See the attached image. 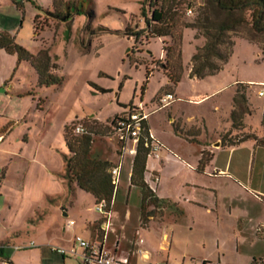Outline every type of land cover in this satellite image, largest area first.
Instances as JSON below:
<instances>
[{"label":"rangeland","instance_id":"obj_1","mask_svg":"<svg viewBox=\"0 0 264 264\" xmlns=\"http://www.w3.org/2000/svg\"><path fill=\"white\" fill-rule=\"evenodd\" d=\"M14 1L22 0H0V32L11 34L18 45L34 56L47 51L51 62L59 66L54 74L63 78L60 86L38 87L39 76L31 62L19 64L17 55L0 52V82L8 75L7 81H14L15 91L21 94V98L14 96L9 100L0 88V105L10 103L7 112L13 114L16 121L14 131L0 150V195L10 204L4 206L0 219V244L15 250L21 248L16 254L22 260L27 259L30 252L19 250L28 249L32 242L35 248H44L45 243H50L47 248L70 250L78 235L85 236L91 245L96 240L84 233L87 221L99 214L94 198L81 192L71 196V186L64 178L66 158L71 156L64 139L66 127L72 133L73 124L79 122L105 126L132 103L142 106L150 117L151 133L163 147L161 160L148 158L149 169L155 167L160 172L167 166L163 183L166 191L174 188L172 179L179 184L188 179V164L197 165L195 157L200 156L201 149L219 143L218 137L229 128L225 120L229 118L231 97L239 83L261 86L247 89L253 114L244 117L242 130H236L238 135H233L232 140L259 128L264 101V97H259L264 91V37H254L247 27L231 34L232 53L221 70L200 79L190 77L191 61L205 39L192 28H185L178 70L181 80L173 84L163 68L167 58L164 48L171 40H148L142 36L136 41L125 35L146 28L141 13L144 2L148 5L151 0H76L77 6L71 9L73 17L68 22L50 15L55 10L53 0H29L21 9L16 8ZM180 4L192 10V14L186 12L182 20L194 23L202 14L205 0H182ZM169 5V0H157L158 8ZM37 15L35 29L33 22ZM169 85L177 89L178 101L161 109L157 98ZM190 97L207 98L203 105L194 106L188 101ZM215 105L222 107L220 112H214ZM172 113L182 119L189 131L201 129L205 119L209 133L203 130L193 139L178 131L177 125L171 124L169 114ZM20 114L24 115L23 121L18 119ZM95 146L103 149L110 161L119 162L117 145L111 139L95 135ZM166 155L173 159L166 161ZM131 161L125 158L116 203L112 207V212L118 214L112 216L113 237L109 244L114 246L118 234L124 231L120 248H129L134 237L154 243L163 233L158 222L150 229L140 228L145 227L142 193L137 187L127 188ZM149 181L156 186L151 176ZM2 196L0 205H3ZM61 203L69 211V218L60 217ZM150 210L149 207L147 212ZM160 214L165 219L166 213ZM69 219L75 220L76 226L66 228ZM185 233L176 231L173 243L179 252L175 253L178 257L189 253L197 258L206 248H189L195 237ZM68 261L79 264L80 258L69 256ZM181 263L182 258H179L177 264Z\"/></svg>","mask_w":264,"mask_h":264},{"label":"crops","instance_id":"obj_2","mask_svg":"<svg viewBox=\"0 0 264 264\" xmlns=\"http://www.w3.org/2000/svg\"><path fill=\"white\" fill-rule=\"evenodd\" d=\"M27 1L29 0L14 1V5L16 6V3H19L24 8ZM16 8L20 9L17 6ZM33 24L35 25V22ZM0 52L6 53L5 51ZM6 78H8V75L1 79L3 80L0 82L1 90L6 93L9 100H12L14 96L21 98V94L15 91L14 81H7ZM166 93L174 94L176 101L170 106L174 105L178 101L177 89L169 85L160 95ZM234 96L235 92L231 97L232 106L228 110L229 118L225 120L229 124V128L223 134H226L231 128L230 115L233 110ZM160 97L157 98V102ZM206 98L190 97L188 101L194 106H201L205 103ZM8 105H0L2 106L0 108V150H2V144L8 140L9 134L14 131L16 123L13 114L8 115ZM221 109L222 107H218V105L214 106V112L216 113L220 112ZM173 114H169L171 124L177 125L176 129L178 131L189 135L191 138L194 139V135L199 132L202 133L203 130L209 133V127L205 119L201 129L197 127L189 131L190 128L184 125L182 119L174 117ZM18 119L23 121L25 119L24 115H21ZM20 123L21 121L18 122V124ZM147 125L151 132L150 117ZM251 134L263 139L264 129L261 126L253 128ZM218 140L219 143H212L200 150V156L195 157L196 166L188 164L189 176L187 180L179 184L175 179H172L174 184L171 187L174 188L169 191L164 189L163 184L164 171L167 166H164L159 172L155 167L149 169L147 161L145 181L156 196L159 199L168 201L169 205L158 208L150 207V211L155 210L157 214L154 213L145 227L140 228L150 229L152 224L158 222L157 226L163 232L159 241L150 243L145 239L134 237L130 240V246H127L129 248H120L124 239L123 231L118 234L114 246L110 245V238L113 237L110 231L112 216L118 214L113 210L107 232L103 230L105 219L100 214L97 218L87 221L84 233L91 240L96 238L93 245L103 244L105 249L112 255L127 259L128 264H141L142 262L171 264V261L177 264L179 258H182L181 264H202L203 262L217 264L264 263V146L258 145L255 140H248L239 145L230 146L228 143L222 142V135L218 137ZM14 154L15 151L12 155L15 156ZM165 158L166 161L173 159L169 155H166ZM131 174L132 171L128 177V189L130 188ZM150 176L154 180L153 183L156 184L155 187L149 181ZM71 189L72 191H69V193L74 197L79 192L86 193L76 183L71 186ZM90 196L92 197V195ZM2 200L0 219L5 212L4 206L10 205L6 198L3 197ZM60 209V217L69 218V211L65 206H62V203ZM160 212L166 213L165 219L160 217ZM127 217L126 215L125 219ZM123 228L125 227L122 226ZM179 230L186 232L185 234H188V237H195L191 240V247L189 248H206L197 255V258L189 253H182L183 255L178 257L175 253L179 250L174 248L173 238L176 231ZM81 237L90 242L85 236L81 235ZM49 245L50 243H45L44 248L19 250V252H30V255L27 253L29 256L25 260L17 256L18 251L16 252L14 248L10 247L9 261L12 264H70L68 261L69 255L56 254L52 249L47 248ZM153 259L155 260L152 261ZM0 261L2 264L5 262L4 259H0ZM79 264H81V259Z\"/></svg>","mask_w":264,"mask_h":264},{"label":"trees","instance_id":"obj_3","mask_svg":"<svg viewBox=\"0 0 264 264\" xmlns=\"http://www.w3.org/2000/svg\"><path fill=\"white\" fill-rule=\"evenodd\" d=\"M74 1L76 0H53L55 10L54 14L50 15L58 20L68 22L73 17L71 9L76 5ZM181 2L182 0H169L170 5L166 8H158L157 0L154 2L151 0L148 5L144 2L141 17L144 19L146 28L138 33H125L128 39L134 38L136 41L142 36L148 40H171V44H167L164 48L167 58L163 68L173 84H178L181 80L178 70L182 58L181 46L185 28H192L198 36L205 39L204 45L198 49L191 61L190 77L199 79L217 74L222 66L227 63L232 53V33L247 27L254 37H264V0H205L202 14L194 23H187L182 20L188 9L183 8ZM16 6L22 8L19 3H16ZM37 18L38 15L35 18V23ZM0 51L17 55L19 63L31 62L39 76L38 87L49 88L62 85L63 78L54 74L59 66L51 62V57L47 51H41L38 56H34L18 45L15 38L7 32H0ZM148 74L150 75V73ZM254 86L261 85L237 84L233 110L230 115L231 128L222 136L223 143L235 146L248 140H255L258 145L264 146V138L259 139L251 133L232 140L233 135H238L235 131L242 130L245 123L244 117L253 114L246 91ZM96 89L102 93L105 92L103 89ZM132 107L133 103L130 105V108ZM119 116H116L105 126L97 123L86 125L85 122H79L73 124L72 133H69L67 127L64 130L65 143L71 154L70 157L66 158L64 178L70 186L76 183L81 190L92 195L96 205L105 202L106 211L110 213H112V207L116 203L119 188L116 189L114 186L110 174L111 168L116 163L108 159L103 149L96 148L95 135L107 136L110 129L109 125ZM78 124L85 125L88 134H75L74 127ZM260 126L264 129V106ZM228 138L231 140L227 141ZM148 154L149 150L140 145L133 160L130 178V187H137L142 193V221L144 225L155 213V210L147 212L149 207L158 208L169 205L168 201L159 199L145 181ZM9 248V246L0 244V259L9 261ZM254 264L264 263L254 262Z\"/></svg>","mask_w":264,"mask_h":264},{"label":"built area","instance_id":"obj_4","mask_svg":"<svg viewBox=\"0 0 264 264\" xmlns=\"http://www.w3.org/2000/svg\"><path fill=\"white\" fill-rule=\"evenodd\" d=\"M187 14H192V10H188ZM259 97H264V91L259 93ZM176 98L173 93H166L158 99V104L161 109L167 108ZM149 115L145 113L142 106L128 108L122 115H120L114 122L109 125L107 136L117 145L116 155L119 162L111 168L110 174L112 182L116 189L121 183L123 166L125 158L132 159L131 163L137 155L138 148L143 145L149 150L148 157H153L160 160V152L162 145L154 138L150 132L147 122ZM74 133L77 135L88 134V129L83 124H78L74 127ZM96 211L105 219L104 232H107L110 227L111 213L106 211V203L102 202L96 205ZM76 225L75 221H68L66 228H72ZM65 228V229H66ZM34 242L30 243L28 248H35ZM21 248H16V250ZM52 251L61 256H78L81 259V264H128L127 259L118 258L112 255L105 249L104 245L94 246L86 241L81 236L74 238V245L70 250L63 248H52ZM3 264H12L10 261H5ZM166 264V263H160ZM202 264H217L214 262H203Z\"/></svg>","mask_w":264,"mask_h":264}]
</instances>
